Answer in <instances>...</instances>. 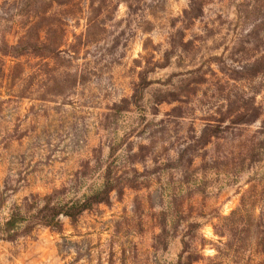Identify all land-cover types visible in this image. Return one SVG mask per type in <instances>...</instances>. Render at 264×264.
I'll list each match as a JSON object with an SVG mask.
<instances>
[{
	"label": "rangeland",
	"instance_id": "374dc122",
	"mask_svg": "<svg viewBox=\"0 0 264 264\" xmlns=\"http://www.w3.org/2000/svg\"><path fill=\"white\" fill-rule=\"evenodd\" d=\"M108 173L0 264H264V0H0V223Z\"/></svg>",
	"mask_w": 264,
	"mask_h": 264
},
{
	"label": "trees",
	"instance_id": "16d2710c",
	"mask_svg": "<svg viewBox=\"0 0 264 264\" xmlns=\"http://www.w3.org/2000/svg\"><path fill=\"white\" fill-rule=\"evenodd\" d=\"M114 187V179L111 173H108L104 178L102 188L82 199L54 203L49 197L45 196L43 204L37 206L35 213L28 217L22 215L19 207H14L5 221L2 224L0 223V238L15 241L20 235L31 233L37 226H45L61 232V217H67L72 222H76L80 215L91 210L95 205L108 203ZM23 220L28 222L26 227H22ZM177 264H191V260L188 257L183 259V255H181Z\"/></svg>",
	"mask_w": 264,
	"mask_h": 264
}]
</instances>
